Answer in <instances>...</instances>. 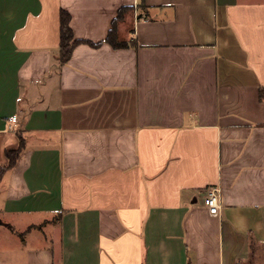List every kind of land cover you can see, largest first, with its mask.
<instances>
[{
  "label": "crops",
  "instance_id": "obj_1",
  "mask_svg": "<svg viewBox=\"0 0 264 264\" xmlns=\"http://www.w3.org/2000/svg\"><path fill=\"white\" fill-rule=\"evenodd\" d=\"M140 2L0 0V264H264V0Z\"/></svg>",
  "mask_w": 264,
  "mask_h": 264
},
{
  "label": "trees",
  "instance_id": "obj_2",
  "mask_svg": "<svg viewBox=\"0 0 264 264\" xmlns=\"http://www.w3.org/2000/svg\"><path fill=\"white\" fill-rule=\"evenodd\" d=\"M141 5L145 6V0H141ZM133 9L132 6H123L120 8L117 17L113 20V25L109 31L106 41L111 43L115 47L127 46L130 43L126 40L119 38L118 26L119 22L124 18L126 11ZM61 43H60V58L61 62H67L74 50V47L82 42L81 39L75 38L74 31L71 26V14L67 10L61 11V29H60ZM98 45V43H93ZM264 97V94H263ZM24 147V140H22L19 148L9 151L10 161L6 166L0 168L1 172L5 171L6 168L13 166L18 158V155L22 148Z\"/></svg>",
  "mask_w": 264,
  "mask_h": 264
},
{
  "label": "built area",
  "instance_id": "obj_3",
  "mask_svg": "<svg viewBox=\"0 0 264 264\" xmlns=\"http://www.w3.org/2000/svg\"><path fill=\"white\" fill-rule=\"evenodd\" d=\"M18 117L13 115L10 118L11 123L16 122ZM12 126V125H11ZM205 204L208 207L210 214L218 215L221 209V195L218 187H211L205 197Z\"/></svg>",
  "mask_w": 264,
  "mask_h": 264
}]
</instances>
